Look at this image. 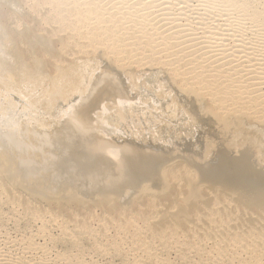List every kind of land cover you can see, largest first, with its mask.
Here are the masks:
<instances>
[{
  "label": "bare ground",
  "instance_id": "1",
  "mask_svg": "<svg viewBox=\"0 0 264 264\" xmlns=\"http://www.w3.org/2000/svg\"><path fill=\"white\" fill-rule=\"evenodd\" d=\"M30 1L0 0V189L10 186L15 194L25 191L33 203H44L42 215L53 219L68 210L71 218L81 217L78 227L83 230L111 216L114 232L128 235L126 220L131 216L142 219L144 210L150 218L162 203L171 208L182 176L181 164L175 163L189 159L188 164L198 162L190 166L199 175L197 187L204 184L211 190L221 189L213 191L244 200L241 202L252 211L260 206L264 199V127L244 117L222 121L220 115L208 118L222 107H212L189 91L180 92L172 79L177 75L173 69L171 77L159 69L126 70L112 65L103 52L96 57L90 53L72 61L62 60L59 55L65 38L53 40L63 29L75 27L79 33L97 20L100 26L94 27L103 29L97 34V44H105L107 50L124 46L126 38L114 39L123 29L117 25L120 19L116 16L129 15L137 18L131 25L140 26L135 32L141 33L132 44L143 45L140 53H152V33L159 29V22L154 23L156 17L165 22L161 27L174 30L173 37L179 33L185 37L189 31L200 29L220 37L228 30L227 13L221 17L203 9L194 15L156 11L149 0H89L91 6L83 10L56 7V3L67 5L79 0H39L35 6ZM29 12L38 15L39 25L34 29L24 18ZM63 12L70 20L62 16ZM153 13L156 17L149 20ZM104 14L108 16L102 20ZM64 20L69 25L63 24ZM47 22L58 25V29L53 27L46 35H38ZM21 26L25 31H16ZM143 38L147 40L142 42ZM146 45L149 48L145 50ZM131 51L118 61L130 62L140 55ZM56 61L60 66L54 65ZM224 67L232 71L227 64ZM197 70L203 71L193 66L188 73L198 77ZM217 81L209 86L217 87ZM244 87L240 84L235 92ZM254 100H248L247 109L256 106ZM219 143L212 159H207ZM234 154L241 157L236 159ZM188 180L186 177L184 181ZM195 189L192 186L184 192L187 203L201 198ZM152 196L161 198L152 201ZM12 202L15 207L23 204L22 212L33 219L40 215V210L18 196ZM180 213L186 215L187 211ZM141 227L138 229L143 230Z\"/></svg>",
  "mask_w": 264,
  "mask_h": 264
},
{
  "label": "rangeland",
  "instance_id": "2",
  "mask_svg": "<svg viewBox=\"0 0 264 264\" xmlns=\"http://www.w3.org/2000/svg\"><path fill=\"white\" fill-rule=\"evenodd\" d=\"M37 1L39 0H31L30 4L35 6ZM84 1L86 3H84ZM87 1L89 0H79L67 5L65 3H56V7L65 8V10L66 8L83 10L91 6L87 4ZM104 3L105 2H103V4ZM114 11L116 10L114 9ZM130 13H133V10ZM155 14L156 13L151 14L149 20L156 17ZM47 15L51 18L50 14ZM104 15L101 17L102 20L106 19L108 16V14ZM24 16V18L27 17V20H25L29 23L31 28L34 29L39 25V23H36L38 15L29 12L28 14H24ZM62 16L68 19L66 18V12H63ZM120 16V14L116 16L117 19H120L117 25L119 27L123 26V29L119 31L120 33H118L114 39L122 40L126 38V45L113 47L107 50L105 44H97L100 39L97 34L102 32L103 29H96L99 25L96 20L89 22V26L86 27L87 29H79V33L77 32L78 29L75 27L71 30L63 29V31L57 33L53 39L54 41L65 38L64 50L59 55L60 59H69V61H72L80 58L82 55L86 57L85 54L89 55L93 53V56L96 57L99 55L98 53L101 54L103 52L105 58L111 60L110 63L112 65L114 64L116 67H124L123 69L126 70H133L134 68L137 71L159 69L163 72L165 71L164 73L170 76L172 69H169L159 62L154 50L152 52L153 54L147 51L140 53V49L143 48V45L137 44L135 46L132 44L135 43L136 38L141 35V33L135 32L139 31L140 26L133 28L131 25V21L137 20V18L129 15L123 18H120ZM161 18V16H158L156 17L157 21L154 20V23L159 22L157 23L159 29L165 23L164 21V23L160 21ZM73 19H75V17L71 18V20ZM87 22L88 21H83V23ZM63 24L67 26L69 22L64 20ZM80 24L81 22H79L76 27ZM111 24L112 23H109L108 26ZM218 24H223V21H219ZM53 27L58 29V25H49L48 22L44 23L43 26H41L42 31H38L37 34L46 35V31ZM162 28L166 30L167 26ZM17 29L16 31L23 32L25 31V26H21ZM220 29H224V27ZM86 30H88L89 33L84 34ZM172 31L167 32L171 33ZM106 35L107 33L103 36L106 37ZM182 35L183 33H179L175 37L183 39L184 37ZM129 36H134V38L129 39ZM145 40L147 39L143 38L142 42H145ZM56 46L58 48L59 43H57ZM144 48L146 50L149 47L146 45ZM129 51H131L130 54L140 53V55L134 56L130 62L118 61L125 57L126 52L128 53ZM183 56V54H177V59ZM179 62L182 65L184 64L183 77L188 81V84L186 85L184 81L181 80V76L175 71L174 73L177 75L173 76L172 79L177 81L178 87L175 85L176 88H181V90H179L180 92L189 91L193 95L203 97L212 107H222V109L212 111L208 118L220 115L222 121L225 118L244 117L251 120L254 124L264 127V110L258 112L262 109L259 92L253 88L243 76L238 83L230 79L228 81L224 79L218 80L217 83L220 84L216 83L215 85L217 87H214L213 89L215 90H213L211 88L212 86L209 85L215 79L205 84L202 76L198 75V77H194L195 73H188V70L194 65L190 66L186 57ZM54 65L60 66V63L56 61ZM186 71L187 73H185ZM198 71L200 72V70H197V72ZM200 80L203 81L196 85L195 83ZM240 84H244L245 87L239 90V93H236L235 91L238 90L237 87ZM215 97L227 101L217 106ZM253 98H255L254 103L256 106L247 109L250 105V99ZM220 146L221 143H219V146L217 145L213 148L211 153L208 154L207 159L211 160L212 155L217 152ZM236 154H234L236 156L235 158L239 159L241 156L238 157V154ZM188 160L189 159H186L185 161L175 163L178 165L181 164L180 166L182 169L180 171L182 176L178 184V194L173 198V204L170 206L171 208H168L169 205L162 203L155 207V213L150 218H146V215L143 214V212H145L143 210L144 208H142L143 211H141L142 214L140 215L142 219L131 216L130 219L126 220L127 232L129 231L128 235H121L118 230L116 231L117 234L114 232V229H112L113 226H111L113 223L111 221V216H105L102 222H94L87 227L86 230H83L78 227L79 222L82 220L81 217L71 218L68 210L63 212L62 217L58 216V218L53 219L50 215H42V209L46 210L44 203H33L25 191H18L16 195L13 193L14 191L10 186L3 189L4 191L1 188L0 240L10 245V258L14 255L17 259L24 261H52L54 264H69V262L73 260H83L85 258L93 259L92 253L96 252L98 248H110L112 246L122 251L124 259L146 260L149 264H164L165 261L176 260L181 261L182 264H185V262H191V264H250L252 261L258 262L261 259L262 240L259 232L260 229L258 228L259 221L256 218V211H252V209L246 207L243 203L245 202L244 200H241L243 202L239 201V199L234 200L231 196L213 191L215 188L211 190L210 187L204 184L198 185L197 187L196 183L199 175L192 167L190 168V166L198 162L191 161L188 164ZM186 177L190 178L187 182L184 181ZM192 186L196 188L195 195L201 198L198 197L199 199L195 200L193 203H187V199L184 195ZM216 189L221 191V189ZM14 196H18L20 201H25L30 207H35L37 212L40 210V215L38 213L40 217L36 216L35 219H33V217L24 214V212H22L23 204L21 206H16V208L12 202ZM157 198L160 199L161 197L152 196L151 200H158ZM177 202H183V211H187L186 215L172 211V208L176 206ZM251 205L257 204L251 203ZM258 208L259 206H256L255 210H258ZM95 214L97 215L98 212L96 211ZM73 220L77 224H75ZM143 220L146 222L144 225L142 224V222H144ZM140 226H142L141 228L143 230L138 229ZM130 227L131 229H129ZM113 239L115 242H113ZM27 244H32V247L28 248L29 245Z\"/></svg>",
  "mask_w": 264,
  "mask_h": 264
},
{
  "label": "clouds",
  "instance_id": "3",
  "mask_svg": "<svg viewBox=\"0 0 264 264\" xmlns=\"http://www.w3.org/2000/svg\"><path fill=\"white\" fill-rule=\"evenodd\" d=\"M149 3L156 11L168 9L194 15L203 9L205 12H218L221 17L227 13L228 30L223 36L206 35V30L200 29L189 31L180 39L161 27L152 33L150 46L159 62L175 70L186 85L188 81L183 77V65L177 60V54H183L190 66L203 70L199 75L204 78L205 84L225 78L238 83L243 76L259 92L264 110V0H149ZM225 64L232 71H228ZM215 101L217 106L222 105L219 97H215ZM254 211L262 240L261 259L250 264H264V199ZM9 247L0 240V264H54L52 261H24L14 255L10 258ZM92 255L93 259L73 260L69 264H149L146 260L124 259L122 251L115 246L98 248ZM164 264L182 262L165 261Z\"/></svg>",
  "mask_w": 264,
  "mask_h": 264
},
{
  "label": "snow or ice",
  "instance_id": "4",
  "mask_svg": "<svg viewBox=\"0 0 264 264\" xmlns=\"http://www.w3.org/2000/svg\"><path fill=\"white\" fill-rule=\"evenodd\" d=\"M184 208L183 202H177L176 206L172 208L173 212H182Z\"/></svg>",
  "mask_w": 264,
  "mask_h": 264
}]
</instances>
